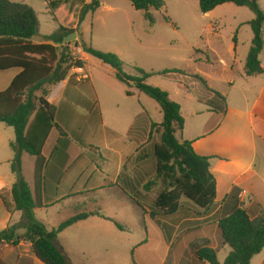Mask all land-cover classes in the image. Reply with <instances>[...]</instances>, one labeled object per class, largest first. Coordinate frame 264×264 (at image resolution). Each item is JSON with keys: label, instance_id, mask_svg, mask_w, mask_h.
Segmentation results:
<instances>
[{"label": "crops", "instance_id": "0c3cea01", "mask_svg": "<svg viewBox=\"0 0 264 264\" xmlns=\"http://www.w3.org/2000/svg\"><path fill=\"white\" fill-rule=\"evenodd\" d=\"M10 1L16 2L14 0ZM163 1L166 9L168 7L166 4L167 0ZM20 2H25V0ZM98 3V8L90 14H94L99 9V0ZM47 6L49 7V4ZM217 8L204 14L205 17L212 18L213 26L199 27L200 38L202 39L203 36L206 38L205 46L202 50L200 48L194 51L199 54V59L204 57L206 61L207 59L209 60V63L213 62L214 51L221 48L219 44V27L223 20L221 16L215 14ZM165 9L161 11H165ZM261 9L264 12V9ZM108 10L110 12L115 11L113 8H108ZM228 11L236 15L233 9H228ZM149 13L151 14V10ZM253 18L244 22L237 21L235 17L233 18L232 30L236 34V38L225 50L227 60H220V64L230 76L220 81H213V83L204 81L207 88H205L203 97L192 98L189 87L182 86V84H179L180 88L178 90L162 88L158 84H153V86L166 91L169 98L179 104L180 114L184 120L183 129L179 134V141L186 140L191 142L195 154L209 159L210 172L215 179L216 190L215 202L208 211H198L191 203L181 201V208L173 217L158 215L151 220L146 215L138 217V222L144 228L145 239L132 250V253L136 255L138 251L144 252L146 264H200L191 254L190 245L205 241L208 242L209 247L216 250L218 263L221 264L218 251L221 250L223 252L225 260L230 249L221 240L217 228L218 220L230 216L238 208L244 209L250 219L256 218L261 213L264 214V74L245 75V61L251 47L252 31L249 38L246 39L247 33L244 32L245 40L241 41L239 39L242 28L244 26L249 27L247 23ZM55 23H58V21ZM59 26L70 29L64 24ZM79 37L84 45L81 28ZM262 40L263 46L259 54V62L264 69V28L262 30ZM31 43L37 45L32 40ZM39 44H45V42ZM117 54L121 55L119 52ZM84 55L86 56L85 53ZM183 57L176 54L175 56L172 55L171 59L174 62L176 59L179 61L184 59ZM85 58L87 62L88 55ZM84 67L82 68L83 74L79 76V79L73 81L70 79L71 75H68L63 82L51 88L47 98V102L52 105H54L56 100L59 101L56 107L55 122L63 131L64 136L60 135L56 129H53L43 147L42 156L45 159L44 178L46 187L40 190L42 207L34 210L35 217H37L41 209L53 208L61 204L62 201L73 197V195L75 197L84 196V194L89 195L99 191L106 192L109 197L121 200L127 204L130 203L135 207L137 206L134 204V200L140 203L141 206L143 199L146 200V193L142 190L146 183L143 180L145 179L143 173L145 171L142 169V165L139 168V164L136 163L137 148L135 146L138 144L144 145L147 142V138L151 133V124H160L162 122L163 114L162 119L157 118L155 121L152 118L154 113L161 116V108L157 103L155 105L148 101V97L134 87H127L128 89L123 92L122 101L127 102L126 99L132 100L136 98L138 103L131 105L129 111L126 112L128 117L127 120H124L126 121L125 130L122 132L124 137H121L120 132L111 130L113 135L111 138H115V141L111 139L112 145H108L107 149H105L108 154H103L97 164L90 163L83 156L84 154H74L73 143L67 140L68 136L66 134L69 133L67 130L69 125L74 126L79 123L78 119H75V115H72L71 118L70 112L72 111L73 103L78 104L80 101V87L82 85L79 86V84H82L83 81L90 82V77L85 74ZM20 72V69L0 71V92L5 91ZM177 76L182 77L184 80L186 78V75L180 74L159 77H163L166 80ZM151 79L149 78L147 82H151ZM107 80L109 79L107 78L105 81ZM131 88H134L135 91ZM127 91L130 92V96L126 95ZM90 92L86 94L90 101L83 98L88 104H85V109H82L85 112V115H82V120L85 123L90 122V114L87 111L90 112L96 107L99 110L101 108L99 98L94 95L93 86H91ZM107 92L110 93L111 90H107ZM68 104L70 105L69 109H67ZM62 105L65 108L64 110L69 111H64L66 121L58 122L57 115ZM147 107L150 108L148 109ZM116 109H118V106H116ZM82 126L83 124H78L79 130ZM139 126L140 128H138ZM94 135L96 136V134ZM14 138L15 134L12 128L0 125V231L11 224L18 223L21 219V212L12 209L11 198V189L15 182V177L10 169L12 156L9 152V147ZM108 142L109 140H106V144ZM115 142L126 145L125 149L122 147L118 150L114 149L113 145ZM49 143V150L46 151ZM130 150H134V155H129ZM145 152L144 157L147 158V149ZM150 154L149 159L153 156V149ZM23 155L22 174L27 182L24 175ZM83 158L85 162L82 161ZM125 159L128 160L125 161ZM35 160L33 158L32 161V182H27L31 189H33L34 185ZM140 169L142 170L140 171ZM138 191L142 192L141 201L136 198ZM74 192L76 193L74 194ZM125 193L130 196L131 200L125 196ZM120 196L126 199H121ZM132 196L134 200H132ZM4 202L11 207V211L6 210ZM92 212H98L102 216L109 218L101 212L100 208ZM171 218H174V223ZM109 219L117 222L113 218ZM90 226H93V229L106 228L109 230L110 235L124 231L117 229L110 220L102 219L98 216H90L68 227L58 236L67 233L68 237L79 240L80 237L77 236L76 231L89 228ZM23 233V230H19L17 236H21ZM56 245L64 255L63 247L59 246L58 243ZM70 247L73 254L84 255L85 248L81 245V242H78L77 247L75 244H70ZM143 249L145 250L141 251ZM3 252H6L10 258L14 255L13 264H38L39 262L31 251V244L25 241H20L15 246L7 245L2 248L0 257L7 264L4 260ZM135 262L139 264L136 260ZM250 264H264V248L251 259Z\"/></svg>", "mask_w": 264, "mask_h": 264}, {"label": "rangeland", "instance_id": "374dc122", "mask_svg": "<svg viewBox=\"0 0 264 264\" xmlns=\"http://www.w3.org/2000/svg\"><path fill=\"white\" fill-rule=\"evenodd\" d=\"M14 1L20 2L21 0ZM99 1V9L94 14L88 13L81 22L80 16L85 5L88 4V0H25V3L30 5L38 14L39 30L37 36L32 39L33 42L43 43V37L55 32L60 24H64L73 30V33L65 41L63 49H67L70 51L69 53H72V55L68 54L72 64L77 61L75 57L78 61L85 62L84 72L90 77L91 83L83 81L82 87H80V101L78 104L73 103L70 112L71 118L72 115H75V119L79 121L78 124H83V126L79 130L78 124L74 125L75 129L73 125H69L67 127L69 133L66 134L68 136L67 140L73 143L74 154H84L83 156L90 163L93 162L94 165L100 161L103 154H108L105 149L108 145H112L110 140L115 141V138H111L113 136L111 130L120 132L121 137H124L122 132L125 130L126 121L124 120H127L128 117L126 112L129 111L131 105H136L138 101L136 98L126 99L127 102L122 101L123 92L128 88L115 79L114 72L110 67L89 56L87 62L85 61L87 55L85 56L82 52L83 44L79 37L80 28L81 34H83L84 46H90L100 52L116 54L124 63L126 73L134 75V67L147 73L166 70L183 72L186 75L185 80L178 76L166 80L163 77L153 76L151 82L146 81V83L150 85L158 84L162 88L177 90L180 88L179 84H182V86L189 87L191 97L195 99L203 97L206 89L198 80L190 76L197 75L208 83L220 81L230 76L220 64V60H227L225 50L236 38V34L232 30L233 18L235 17L237 21L243 22L253 18L252 12L245 7L226 4L217 8L215 14L221 16L223 20L219 27V44L221 48L214 51L213 62L209 63V60L206 61L204 57L199 59V54L194 52L195 49L201 48L202 50L205 46L206 38L204 36L202 39L200 38L199 27L213 26L212 18H207L200 12L198 0H167L168 7L165 11L151 10L154 20L152 25L145 19L144 12L135 10L128 0ZM258 3L264 9V0H258ZM108 8H113L115 11L110 12ZM228 9H233L236 15H233ZM164 18H168V21H165ZM53 19H56L58 23H55ZM244 32L247 33L246 39L249 38L251 28L247 26L242 28L239 38L241 41L245 40ZM79 50L82 54L78 56ZM116 52L121 55L119 56ZM176 54L185 57L180 61L176 59L172 62V55L175 56ZM82 70L73 66L68 74L71 75L70 79L73 81L79 79V76L83 74ZM107 78L109 80L105 81ZM91 86H93L94 95L100 100L101 108L99 110L96 107L90 112L87 111L90 114V122L85 123L82 120V115H85L82 109H85L84 105L87 102L83 98L90 101L86 94L91 93ZM131 89L134 90V88ZM107 90H111V92L109 93ZM147 99L153 104L156 103L150 98ZM58 104L59 101L56 100L54 107L56 108ZM116 106H118V109H116ZM67 107L69 109L70 105L68 104ZM64 109L62 105L57 115L58 122L66 121L64 111L69 110ZM152 118L155 121L157 118L162 119V113L161 116L154 113ZM0 125L5 126L2 123ZM162 132L163 129L160 126H155L151 129L147 142L144 145L138 144L135 146L137 148L136 163L139 164V168L142 165V169L145 171L143 172L145 176L143 180L146 182L144 184L146 188L143 186L142 190L146 193V200L143 199L141 209L130 203L127 204L121 200L111 198L106 192L99 191L89 195L84 194V196L75 197L73 195V197L62 201L61 204L53 208L41 209L37 217L34 216L35 220L44 224L47 230L51 231L52 228H56L60 223L75 214L97 211L100 208L105 216L113 218L122 226L124 231L116 232L114 235H110L109 230L106 228L93 229V226H90L76 231L77 236L80 237L79 240L68 237L67 233L57 236L56 243L63 247L68 264H132V250L145 239L144 228L138 222V217L144 214L146 216L151 213L153 215L159 214V210L155 208V199L167 188V182L163 178H157L154 175V163L152 158L149 159L154 145L160 143ZM93 134H96V136H93ZM179 134L176 130L175 137L178 140ZM117 138L120 140L119 137ZM106 140H109L107 144ZM49 145L50 143L46 151L49 150ZM125 146L115 142L113 148L116 150L120 147L125 149ZM146 149L147 158L144 157ZM9 152L13 159L14 152L10 147ZM129 155H134V150H130ZM23 157L24 175L27 182L31 183L33 158L28 155H23ZM127 160L125 159V161ZM82 161L85 162L84 158ZM139 175L141 174L139 173ZM137 194L136 198L141 201L142 192L138 191ZM173 219L171 218V221L174 223L175 220ZM78 242H81V245L85 248L84 255H75L72 252L70 244H75L77 247ZM133 256L134 261L136 260L139 264H146L144 252L138 251ZM3 257L7 264H13L12 262L15 260L14 255L10 258L6 252H3ZM218 257L220 263L224 264V255L221 250L218 251ZM38 264L41 263L38 262Z\"/></svg>", "mask_w": 264, "mask_h": 264}, {"label": "trees", "instance_id": "16d2710c", "mask_svg": "<svg viewBox=\"0 0 264 264\" xmlns=\"http://www.w3.org/2000/svg\"><path fill=\"white\" fill-rule=\"evenodd\" d=\"M128 1L135 10L144 12L149 24L154 22L149 13L150 10L165 9L163 0ZM229 3L237 7H245L254 15V18L247 23L253 38L245 61V75L264 74V69L259 62V54L263 46L264 12L257 0H198L202 14ZM98 6V0H88V4L81 13L80 21L82 22L84 17L94 12ZM164 19L168 21V18ZM38 30V14L30 5L25 2L0 0V71L21 70L10 86L0 92V123L12 128L15 134L14 141L10 143V148L14 152L10 169L15 177L11 189L12 209L21 212L18 223L11 224L0 231V252L4 246H15L20 241H25L31 244L34 257L42 264H68L56 245L58 234L65 229L90 216L110 220L119 230H122V226L98 212L75 214L56 228H52L51 231L35 220L34 210L42 207L40 190L46 187L43 147L53 129L64 136L55 122L56 108L47 102V98L51 88L63 82L73 66L82 69L85 65V62L78 60L72 64L68 56L69 51L63 49L64 41L73 33L72 29L59 26L55 32L43 37L45 44L35 45L31 43V40L37 36ZM82 50L89 57L110 67L118 82L127 87H134L161 108L162 122L151 124V129L155 126L163 129L160 143L153 147L152 160L154 175L157 178H163L167 182V188L155 199V208L159 210V214H148L150 220L158 215L162 217L176 215L181 208V201L191 203L198 211H208L215 202L216 190L215 179L210 172L209 159L195 154L191 142L179 141L175 137L176 130L180 133L184 125L179 104L172 101L166 91L146 83L152 76L185 74L177 70L147 73L134 67L135 74L132 75L124 71V63L116 54L100 52L84 45ZM190 77L207 88L201 77L197 75ZM126 95L130 96V92L127 91ZM23 154L36 159L33 189L27 184L22 174ZM125 196L130 199L126 193ZM120 198L126 199L122 196ZM134 204L141 209L140 203L134 200ZM4 205L7 211H11L9 205L5 202ZM217 228L223 244L230 249L224 264H250L251 259L264 248L263 213L250 219L244 209L238 208L230 216L218 220ZM19 230L24 231L21 236H17ZM190 252L200 264H219L216 250L209 247L206 241L190 245ZM132 255L131 252L132 264H136ZM0 264H5L1 257Z\"/></svg>", "mask_w": 264, "mask_h": 264}, {"label": "built area", "instance_id": "2783aa9c", "mask_svg": "<svg viewBox=\"0 0 264 264\" xmlns=\"http://www.w3.org/2000/svg\"><path fill=\"white\" fill-rule=\"evenodd\" d=\"M69 52H70V51H69ZM82 52H83V50H82ZM69 54L72 55V53H69ZM79 54H82V53H81V50L78 51L77 55L79 56ZM75 60H78V59L75 57ZM78 69H79V68H78Z\"/></svg>", "mask_w": 264, "mask_h": 264}]
</instances>
